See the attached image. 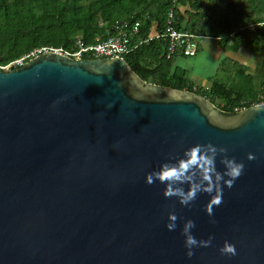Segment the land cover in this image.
<instances>
[{"label":"water","instance_id":"water-1","mask_svg":"<svg viewBox=\"0 0 264 264\" xmlns=\"http://www.w3.org/2000/svg\"><path fill=\"white\" fill-rule=\"evenodd\" d=\"M209 143L227 149L218 170L225 155L244 165L211 216L215 193L184 206L145 182ZM187 219L198 240L213 237L191 257ZM225 241L235 254L219 251ZM0 264H264V103L225 114L142 80L123 57L47 51L0 70Z\"/></svg>","mask_w":264,"mask_h":264},{"label":"trees","instance_id":"trees-1","mask_svg":"<svg viewBox=\"0 0 264 264\" xmlns=\"http://www.w3.org/2000/svg\"><path fill=\"white\" fill-rule=\"evenodd\" d=\"M171 9L178 30L213 37L223 46L241 41L250 50L264 52V27L248 29L264 21V0H0V70L18 68L12 62L42 47L71 50L77 39L84 44L105 40L116 34L117 24L126 23L132 50L123 58L142 80L196 92L229 115L236 113L235 106L264 103L258 99L264 95V83L257 90L239 67L234 75L244 82L231 86L214 78L208 89L193 88L187 71L167 57L168 43L160 37ZM135 22L140 27L132 34Z\"/></svg>","mask_w":264,"mask_h":264},{"label":"clouds","instance_id":"clouds-1","mask_svg":"<svg viewBox=\"0 0 264 264\" xmlns=\"http://www.w3.org/2000/svg\"><path fill=\"white\" fill-rule=\"evenodd\" d=\"M227 149L209 143L207 145L196 144L184 150L183 156L179 159H170L162 162L159 169L146 173L145 182L153 183L159 181L165 185L163 195L165 197L175 196L179 203L190 206L201 191L215 193L211 196L209 203L205 206L206 213L211 216L213 205H218L222 200V183L231 187L235 179L243 170V163L221 156V163L224 164L223 171L216 168V158L221 153H226ZM185 184L188 185L185 189ZM178 217L175 212L167 215L166 227L174 230L177 227ZM195 227L192 219L184 220L181 234L184 236V246L187 249L186 255L191 257L196 247L208 246L212 243L213 237L198 240L191 229ZM219 251L222 254H235V246L225 241Z\"/></svg>","mask_w":264,"mask_h":264},{"label":"crops","instance_id":"crops-1","mask_svg":"<svg viewBox=\"0 0 264 264\" xmlns=\"http://www.w3.org/2000/svg\"><path fill=\"white\" fill-rule=\"evenodd\" d=\"M153 34L154 30L151 32V35ZM174 64L187 71L188 80L194 89H208L213 79L219 78L217 74L221 69L232 76L233 72L225 69L231 65L235 66L233 71L239 67L243 73L250 75L257 90L264 83V52L250 50L241 41L233 40L223 46L213 37H201L196 54L190 57L176 55ZM220 79L224 80V76Z\"/></svg>","mask_w":264,"mask_h":264},{"label":"built area","instance_id":"built-area-1","mask_svg":"<svg viewBox=\"0 0 264 264\" xmlns=\"http://www.w3.org/2000/svg\"><path fill=\"white\" fill-rule=\"evenodd\" d=\"M175 2V1H173ZM174 18L173 9L168 13V18L166 22L165 31L160 37L166 39L168 43L167 57L174 58L176 55L182 56H194L198 49V42L201 37H197L189 30H178L174 27L172 20ZM256 26L264 27V21L258 23H252L248 25L249 30H254ZM140 27L139 22H135L131 27L132 34H137V30ZM117 32L114 35L107 37L105 40L93 43L84 44L80 39H77L74 43V47L71 50L63 49L62 47H42L32 51L28 56L23 57L19 60L12 62L16 65H21L23 59H29L39 53L53 51L60 53L62 55L68 56L75 60L78 59H90L97 57H123L125 54L130 52L132 48L130 47V37L126 33L127 24H117L115 26ZM6 66L1 67L5 69ZM259 100L264 99V95L260 94L258 96ZM262 103V102H261ZM258 104V103H257ZM244 109L243 107L235 106L233 108L234 112H238Z\"/></svg>","mask_w":264,"mask_h":264},{"label":"rangeland","instance_id":"rangeland-1","mask_svg":"<svg viewBox=\"0 0 264 264\" xmlns=\"http://www.w3.org/2000/svg\"><path fill=\"white\" fill-rule=\"evenodd\" d=\"M27 59H23L22 62L26 61ZM13 65V63L11 64V66ZM232 66V67H231ZM231 66H227L225 67V69H228L229 71H231V73L233 72H236V71H233L235 66L234 65H231ZM198 67L197 63H196V68ZM222 68V67H221ZM10 66H6L4 71H10ZM232 73V76H230V74H226L225 72H223V69H221L218 74H217V77H223L224 76V80L222 81H225L227 82L226 84L230 85L232 84L231 86L235 85L236 83H239L241 80L244 82L243 78L239 77V76H236ZM223 75V76H222Z\"/></svg>","mask_w":264,"mask_h":264}]
</instances>
